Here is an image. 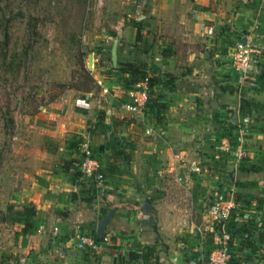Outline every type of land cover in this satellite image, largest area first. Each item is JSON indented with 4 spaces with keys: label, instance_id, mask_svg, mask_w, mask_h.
Masks as SVG:
<instances>
[{
    "label": "crops",
    "instance_id": "obj_1",
    "mask_svg": "<svg viewBox=\"0 0 264 264\" xmlns=\"http://www.w3.org/2000/svg\"><path fill=\"white\" fill-rule=\"evenodd\" d=\"M121 1L125 13L135 4L123 23L137 25L136 36L124 41L117 32L116 59L108 66L100 63L104 53L96 54L97 88L67 90L16 124L22 182L7 204L14 245L0 243V264H188L199 246L198 228L213 240L206 193L214 186L223 192L220 168H235L239 160L222 157L217 147L236 108L223 98L229 93L203 82L210 71L219 85L237 79L229 46L251 37L235 31L264 23V0ZM144 74L153 80L150 102L144 114L133 115L117 94ZM84 142L104 164L100 188L92 189L79 171ZM211 167L218 168L214 176ZM166 174L175 183L170 189L161 182ZM178 184L191 190L190 206L201 216H182L190 206L176 199ZM85 230L100 236L93 253L74 247Z\"/></svg>",
    "mask_w": 264,
    "mask_h": 264
},
{
    "label": "rangeland",
    "instance_id": "obj_2",
    "mask_svg": "<svg viewBox=\"0 0 264 264\" xmlns=\"http://www.w3.org/2000/svg\"><path fill=\"white\" fill-rule=\"evenodd\" d=\"M122 3L121 0H0V243H7L9 248L14 242L10 237L12 214L7 204L13 190L22 182L18 176L22 163L18 159L23 156V152L16 151L19 142L16 124L23 121L25 114H34L41 106L54 101L67 90H74L64 86L72 80L78 82L76 72L79 59L83 60L92 74L97 53H104V58L100 57L101 65H110L111 47L117 32L124 33V41L136 36L132 30L137 25L123 23V18L129 12L133 13L135 4H128L125 13L127 4ZM256 22L252 31L243 28L235 33L251 35L250 44L260 50L264 59V23L261 20ZM162 30L164 32V28ZM177 35L181 36L178 32ZM101 37L106 40L105 48L102 40L99 43ZM130 50L134 53L135 49ZM180 50L184 58L186 49L182 46ZM90 56L92 59L89 61ZM238 80L237 77L235 83L223 81L219 85L210 71V77L203 82L207 89L217 90L221 87V91L229 93L223 98L229 101L232 98L227 102L236 108L235 114L234 109H231V119L226 123L227 134L224 136L243 134V138H247L242 139L247 157L242 162L237 160L235 168L232 165L220 168L222 177L219 181L226 188L220 193L216 186L208 187L207 206L212 208V202L218 195L234 200L237 204L236 214L246 229L240 237H234L233 248L240 260L244 256L251 261L253 258L264 261V71L254 81L240 84ZM209 107L212 109V104ZM135 117H132L134 121ZM223 155L225 157L226 154ZM99 161L104 170V164ZM216 168L211 167L212 176ZM164 176L161 182L170 189L175 183L172 184V177L167 174ZM178 188L180 193L176 199L189 208L192 204L191 190L179 184ZM184 207L182 216L192 219L195 215L201 216L191 206L187 211ZM53 230L56 231L57 227ZM246 233L250 237L245 240L243 237ZM235 263L243 264L244 259Z\"/></svg>",
    "mask_w": 264,
    "mask_h": 264
},
{
    "label": "built area",
    "instance_id": "obj_3",
    "mask_svg": "<svg viewBox=\"0 0 264 264\" xmlns=\"http://www.w3.org/2000/svg\"><path fill=\"white\" fill-rule=\"evenodd\" d=\"M228 53L230 54L232 69L240 84L241 82L256 80L264 71V65H262L264 59L261 52L250 44L248 36H245L244 39L239 37L233 41L229 46ZM151 77L150 74H144L131 79L124 84L125 92L117 94L124 99L123 107L128 113L140 114L147 109L150 102ZM230 139L236 140V144L232 145ZM219 143L217 147L222 154H234L240 162L247 157L242 138L226 135L220 138ZM79 153L81 176L92 186V189L100 188L106 179L101 162L91 153L87 142L81 144ZM236 207V202L230 198H224L222 195L214 198L212 213L209 218V224L215 232L213 240L209 242L206 230L198 228L199 246L188 264H238L235 262H240L242 259H244L243 264H264V261L257 258H253L251 261L247 257L241 256L240 260V256L233 248V226L243 225L240 216L236 214ZM89 232L81 231L78 233L74 241L76 249L85 253H93L98 250L99 240L93 233ZM104 238L106 239L105 236Z\"/></svg>",
    "mask_w": 264,
    "mask_h": 264
},
{
    "label": "trees",
    "instance_id": "obj_4",
    "mask_svg": "<svg viewBox=\"0 0 264 264\" xmlns=\"http://www.w3.org/2000/svg\"><path fill=\"white\" fill-rule=\"evenodd\" d=\"M78 61H79L78 62V71L76 72L78 74V76H79L78 82L75 83L72 80V82L70 84L68 83L64 87L68 88V89H74V90H77V91H83V92H89L92 89L97 88L96 82H95L90 70H88L86 68L83 60L79 59ZM152 83H153V80H152V77H151L150 84H152ZM233 139H230L232 145L236 144V140H233ZM244 229H246L245 228V224L238 225V226H233V230H232L233 236L234 237H236V236L240 237V234L243 233ZM94 236L96 237L97 240H99L100 236H98L97 234H94ZM249 237H250V235L248 233H246L243 238L246 240V238L249 239Z\"/></svg>",
    "mask_w": 264,
    "mask_h": 264
},
{
    "label": "water",
    "instance_id": "obj_5",
    "mask_svg": "<svg viewBox=\"0 0 264 264\" xmlns=\"http://www.w3.org/2000/svg\"><path fill=\"white\" fill-rule=\"evenodd\" d=\"M111 54H112V57L113 59L115 60L116 59V43L113 44L112 48H111ZM92 59V57L90 56L89 57V61Z\"/></svg>",
    "mask_w": 264,
    "mask_h": 264
}]
</instances>
